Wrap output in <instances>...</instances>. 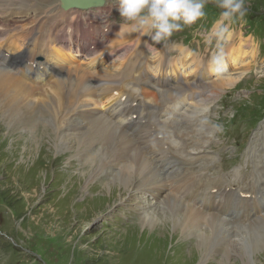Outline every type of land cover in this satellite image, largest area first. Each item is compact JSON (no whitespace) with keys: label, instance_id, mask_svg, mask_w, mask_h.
Masks as SVG:
<instances>
[{"label":"bare ground","instance_id":"obj_1","mask_svg":"<svg viewBox=\"0 0 264 264\" xmlns=\"http://www.w3.org/2000/svg\"><path fill=\"white\" fill-rule=\"evenodd\" d=\"M87 13L64 11L60 0H0V103L12 116L41 112L44 120L52 118L66 135L77 129L75 137L79 138L88 131L90 137L78 140V148L91 158L98 153H94L95 148L101 146L103 165L118 167L113 180L121 183L120 201L134 189L153 196L164 205L163 212L168 210L174 215L175 229L198 240L202 261L215 250L226 252L222 257L225 261L239 255L247 244H253V249L264 245L253 237L264 215L254 223L238 226L228 217L241 208L246 216L254 211L257 215L264 213V180L248 183L249 189L245 190L247 186L236 188L235 181L226 176L210 177V168H201V174L190 173V166L184 168V162L178 164L177 159L184 154L188 157L191 151L198 154L199 150L188 148L187 135L167 126L196 114L191 108H197L195 120L201 121L204 111L198 107L211 96L234 87L249 73L252 63L258 64L256 40L245 37L242 31L235 36L230 30L224 70L219 72L211 59L199 58L185 46L170 49L178 60L165 53L160 60L148 59L141 64L147 57L145 50L139 59L130 56L131 49L140 42L133 40L137 30L121 28L119 35L109 36L111 31L104 29L108 32L104 38L109 36L104 46L100 38L93 39L102 29L95 24L93 12ZM218 27L219 22L210 29ZM74 33L82 36L81 41L86 39L84 56ZM110 39L113 44L126 40L113 49ZM222 74L235 79L221 80L226 78ZM58 102L61 110H56ZM71 113L73 119L68 118ZM202 138L203 147L207 136ZM173 147L184 151H171ZM138 206L144 210V205ZM140 216L143 225L156 227L157 213L151 216L143 211ZM250 224L252 232L244 235L242 229ZM229 227L235 230L231 232ZM246 258L248 264H258L256 259Z\"/></svg>","mask_w":264,"mask_h":264},{"label":"rangeland","instance_id":"obj_2","mask_svg":"<svg viewBox=\"0 0 264 264\" xmlns=\"http://www.w3.org/2000/svg\"><path fill=\"white\" fill-rule=\"evenodd\" d=\"M117 6L118 0H107L103 8L90 11L95 24L102 29L93 39L100 38L104 46L107 45L105 39L119 35L121 28L134 30L122 22ZM246 7L243 21L232 23L230 30L235 31V36L242 31L245 37L256 40L258 64L252 63L249 73L234 87L211 96L198 107L204 111L201 121L195 120L197 108H191L196 114H190L187 119L179 118L167 126L187 135L188 148L199 150L198 154L191 151L188 157L186 154L179 157L178 164L184 162V168L190 166V173L197 174H201V168H210V177L226 176L235 181L236 188L247 186L245 190H248V183L264 180V37L260 39L264 31V0H246ZM206 12L204 20L190 26L192 29L185 27L174 33L165 44L155 43L147 30L137 31L133 40L140 42L133 51L131 49L130 56L139 59L141 51L145 50L147 57L141 64L148 59L160 60L165 53L178 60L179 56L170 49L185 46L209 61L216 51L214 31L210 28L220 20V10L209 3ZM104 29L111 31L107 38H104L108 33ZM209 38L211 44L207 42ZM122 40L126 39L113 44L110 39V46L114 49ZM235 40L238 39L235 37ZM227 46L226 39L225 50ZM227 79L235 77L221 80ZM2 105L0 103V264H244V261L248 264L246 257L264 264V245L253 249V244L244 241L241 243L247 244L246 249L239 255L223 261L226 252L215 250L202 261L198 240L175 229L174 215L168 210L163 212L164 205L153 196L134 189L120 201L121 183L113 180L118 167L104 166L101 146L95 148L94 153L98 151L95 155H99L96 160L95 155L88 158L87 152L78 148V140L90 137L88 131L78 138L75 137L77 129L69 130L67 135L73 134L69 138L61 133L52 118L47 116L44 120L41 112L12 116ZM56 107L61 110L60 102ZM68 116L74 118L72 113ZM203 136H207V142L202 147ZM171 151L184 150L173 147ZM138 201L144 205V210L139 209ZM143 211L151 216L157 213L155 228L142 224L140 213ZM228 215L238 226L249 224L264 213L257 215L254 211L246 216L241 208L238 213ZM252 224L242 229L244 235L252 232ZM263 227L264 221H261L259 230L253 234L256 242L264 243ZM228 230L235 229L229 227Z\"/></svg>","mask_w":264,"mask_h":264},{"label":"clouds","instance_id":"obj_3","mask_svg":"<svg viewBox=\"0 0 264 264\" xmlns=\"http://www.w3.org/2000/svg\"><path fill=\"white\" fill-rule=\"evenodd\" d=\"M209 3L220 10L219 27L212 33L216 51L211 57V63L219 72L225 66L224 44L230 25L245 18L246 0H118L117 7L125 25L137 31L147 30L155 43L165 44L174 33L203 20ZM207 42L211 43V38ZM36 66L34 60L33 67Z\"/></svg>","mask_w":264,"mask_h":264},{"label":"water","instance_id":"obj_4","mask_svg":"<svg viewBox=\"0 0 264 264\" xmlns=\"http://www.w3.org/2000/svg\"><path fill=\"white\" fill-rule=\"evenodd\" d=\"M63 10L68 11L77 9L81 11H89L93 8H102L105 6V0H60Z\"/></svg>","mask_w":264,"mask_h":264}]
</instances>
